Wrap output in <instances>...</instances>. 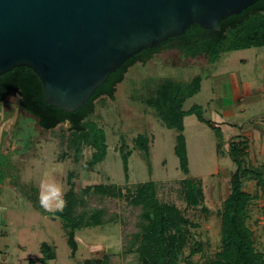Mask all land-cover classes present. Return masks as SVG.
<instances>
[{
    "label": "rangeland",
    "instance_id": "1",
    "mask_svg": "<svg viewBox=\"0 0 264 264\" xmlns=\"http://www.w3.org/2000/svg\"><path fill=\"white\" fill-rule=\"evenodd\" d=\"M195 77L201 79L200 90L185 100L183 108L200 106L206 121L195 113L184 118L190 170L185 174L175 152L177 130L168 128L147 100L165 80L189 85ZM263 116L264 46L225 52L215 62L206 55L192 58L177 48L162 49L129 67L114 99L95 100L89 119L104 128L108 150L93 166L88 161L94 147L83 145L79 160L68 147L70 122L46 130L36 117L21 110L19 95L6 97L0 101V264H80L106 255L109 264H137L135 254L123 252L120 221L78 231L73 256L67 229L52 213L56 202L45 208L40 194L45 183L57 185L64 201L72 183L81 193L88 185L125 188L149 181L157 182L159 197L175 203L195 225L189 227L190 240L180 263L189 264L191 259L205 264L221 249V211L231 192L230 176L237 169L230 144L246 141L244 165L264 173ZM139 135L148 139V154L137 143ZM54 167L58 170L52 172ZM188 177L202 180L204 199L197 208H187L183 198L181 181ZM243 190L254 196L246 223L256 249L264 253V189L257 179L247 178ZM108 203L124 217L131 214L124 199L110 197ZM43 245L52 247L56 258L44 259ZM198 247L201 250L190 256L191 249Z\"/></svg>",
    "mask_w": 264,
    "mask_h": 264
},
{
    "label": "trees",
    "instance_id": "2",
    "mask_svg": "<svg viewBox=\"0 0 264 264\" xmlns=\"http://www.w3.org/2000/svg\"><path fill=\"white\" fill-rule=\"evenodd\" d=\"M219 25L218 31L202 28L198 24L192 25L185 34L170 37L156 47L137 53L114 71L104 85L97 88L89 102L77 111L67 112L48 103L41 79L28 66L15 67L0 76V101L8 95H19L21 108L36 117L39 126L46 130L69 121L71 131L67 144L73 149V156L79 160L83 145H91L96 151L88 165H96L105 158L108 144L104 128L89 119L94 111L95 100L103 96L114 99L116 86L124 80L128 68L151 59L162 49L177 48L186 57L206 55L210 62H215L225 52L263 47L264 0L221 20ZM200 87L199 77H195L189 85L168 79L161 82L147 100L166 126L177 130L175 152L185 174L190 170L184 118L195 113L201 121L206 119L200 106L184 110L183 105ZM207 122L216 127L213 122ZM137 143L141 150L149 153L147 137L139 135ZM230 145L231 157L237 164V169L230 176L231 192L221 211V249L209 257L205 264H264V253L256 249L253 232L246 223L248 207L254 196L243 190V183L247 178L257 179L264 189V173L244 165V158L248 154L246 141ZM129 154L124 155L126 171ZM72 177L73 172L69 174V183ZM181 183L187 208L201 205L204 199L202 180L188 177ZM158 193V183L154 181L134 183L125 188L107 184L88 185L81 193L72 183L64 194L63 208L55 209L52 213L61 219L67 229L73 256L77 252L78 231L120 221L123 226V252L135 254L137 264H181L180 259L190 240L189 227L195 225L180 207L162 200ZM110 197L126 200L132 208L129 217H124L119 210L110 207ZM41 250L44 259L56 258L54 249L49 245H43ZM199 250V247L192 248L190 256ZM187 262L198 264L191 259H187ZM80 264H109V255L103 259H86Z\"/></svg>",
    "mask_w": 264,
    "mask_h": 264
},
{
    "label": "water",
    "instance_id": "3",
    "mask_svg": "<svg viewBox=\"0 0 264 264\" xmlns=\"http://www.w3.org/2000/svg\"><path fill=\"white\" fill-rule=\"evenodd\" d=\"M260 0H0V76L28 66L45 99L73 112L144 49Z\"/></svg>",
    "mask_w": 264,
    "mask_h": 264
},
{
    "label": "clouds",
    "instance_id": "4",
    "mask_svg": "<svg viewBox=\"0 0 264 264\" xmlns=\"http://www.w3.org/2000/svg\"><path fill=\"white\" fill-rule=\"evenodd\" d=\"M57 168H52L51 171H57ZM47 175V173H46ZM43 191L40 194V203L43 207L48 208L51 201L56 202V208L58 210L63 208L64 201L61 198V189L52 183H45L42 185Z\"/></svg>",
    "mask_w": 264,
    "mask_h": 264
},
{
    "label": "flooded vegetation",
    "instance_id": "5",
    "mask_svg": "<svg viewBox=\"0 0 264 264\" xmlns=\"http://www.w3.org/2000/svg\"><path fill=\"white\" fill-rule=\"evenodd\" d=\"M15 95H17V94H15ZM8 96H9V95H8ZM8 96H6V97H8ZM10 96H11V95H10ZM13 96H14V95H13ZM6 97H5V99H6ZM5 99H4V100H5ZM20 108H21V106H20ZM21 110H23V109L21 108ZM20 116H22V114H20L19 117H20ZM18 121H19V120L17 119V120H16V127H17L18 124H19ZM68 122H69V121H68ZM16 127H15L14 129H16Z\"/></svg>",
    "mask_w": 264,
    "mask_h": 264
},
{
    "label": "crops",
    "instance_id": "6",
    "mask_svg": "<svg viewBox=\"0 0 264 264\" xmlns=\"http://www.w3.org/2000/svg\"><path fill=\"white\" fill-rule=\"evenodd\" d=\"M193 58V57H192ZM261 119H262V122L261 123H264V116L263 117H261Z\"/></svg>",
    "mask_w": 264,
    "mask_h": 264
}]
</instances>
